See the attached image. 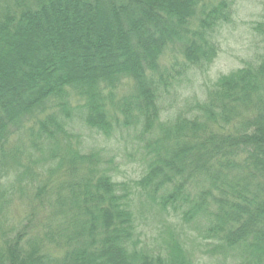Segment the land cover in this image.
Instances as JSON below:
<instances>
[{
    "label": "trees",
    "instance_id": "trees-1",
    "mask_svg": "<svg viewBox=\"0 0 264 264\" xmlns=\"http://www.w3.org/2000/svg\"><path fill=\"white\" fill-rule=\"evenodd\" d=\"M240 1L0 0V212L18 188L29 203L0 213V264H203L172 226L160 250L144 243L151 210L200 232L206 260L264 264V53L189 112L161 105L208 73ZM75 113L104 139L126 132L141 179L86 153Z\"/></svg>",
    "mask_w": 264,
    "mask_h": 264
},
{
    "label": "rangeland",
    "instance_id": "rangeland-1",
    "mask_svg": "<svg viewBox=\"0 0 264 264\" xmlns=\"http://www.w3.org/2000/svg\"><path fill=\"white\" fill-rule=\"evenodd\" d=\"M236 6L235 21L226 25L223 32L218 35L219 56L207 70L208 73L205 76L192 72L190 76L177 78L174 82L178 86L177 91H173L172 96L167 97L164 103L161 104L164 111V120L169 121L173 117L189 112L191 105H194L193 102L203 101L206 89L215 86L216 80L222 75L229 74L238 68H244L264 53V33L254 30L256 23L264 21V0H243ZM170 62L171 57L166 63L170 65ZM68 120V123L66 121V127L67 124L68 127L70 124L73 133L79 137L82 136L81 140L86 153L98 151L101 155L114 157L118 164V169L114 173L117 181L126 182L132 179H141L146 168L145 161H143L141 153H138L136 157H132L133 151L126 143H131V139L126 136V132H124V135L118 133L107 140L97 130L87 126L78 114L75 113ZM130 136L133 137V134ZM12 185L13 183L8 182L7 186L11 191H13ZM11 194L8 196L10 203L2 204L3 212L0 213L10 216L11 212L14 211L17 216L21 217L24 215L23 211L26 210L24 205L29 203L26 197L21 196L19 188L14 193V197ZM179 217L175 215L174 218L176 219H171L170 223H162V216L157 213V210L148 212L140 229L144 243H147L152 250H160L163 244L162 239L165 237L164 232L166 234L169 226H172V230H170L172 234L178 235L181 243H186L187 251L194 253L195 259L203 261V264H218L213 259L206 260L208 250L205 244L207 241L200 238L202 236L200 232L197 233L191 226L184 225ZM28 223L31 227L34 226L33 219L30 221L25 220L23 226ZM19 226L20 224L17 221L11 227V230Z\"/></svg>",
    "mask_w": 264,
    "mask_h": 264
}]
</instances>
